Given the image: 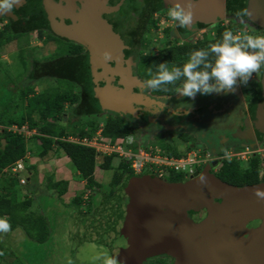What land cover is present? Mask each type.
Segmentation results:
<instances>
[{
    "label": "water",
    "instance_id": "95a60500",
    "mask_svg": "<svg viewBox=\"0 0 264 264\" xmlns=\"http://www.w3.org/2000/svg\"><path fill=\"white\" fill-rule=\"evenodd\" d=\"M107 2L85 0L80 12L72 2L69 13H76L72 26L50 20L57 34L90 53L94 89L106 109L135 113V102L151 103V99L135 93L142 84L133 76V59H125L121 36L103 18L112 10ZM248 3L255 22L264 28V0ZM225 7L226 0L195 1L194 22L215 23L224 17ZM105 52L111 59H104ZM117 76L124 88L113 85ZM101 82L108 87H101ZM259 122L264 123V109ZM256 188L264 190V182L239 187L222 181L210 169L186 182H168L154 174L136 177L118 195L112 214L119 224L115 236L120 259L124 264H143L148 257L168 254L176 264H264V201L254 195ZM204 209L208 217L195 222L190 213ZM256 221L261 224L249 229Z\"/></svg>",
    "mask_w": 264,
    "mask_h": 264
},
{
    "label": "trees",
    "instance_id": "16d2710c",
    "mask_svg": "<svg viewBox=\"0 0 264 264\" xmlns=\"http://www.w3.org/2000/svg\"><path fill=\"white\" fill-rule=\"evenodd\" d=\"M229 9L234 14L238 10L245 9L244 0H229ZM32 28L37 29L41 40H44L45 43L58 42L61 44L55 55L51 57V61L44 66L46 70H52L57 76L58 82H63L65 87H52L43 90L41 93L36 92L35 85L18 88L16 89L18 98L15 104H7L5 110L0 113V178L4 181L0 185V218L6 217L8 219L11 224V231L22 229L36 242L44 243L49 237L50 225L47 218L42 214L37 215L30 211L33 205L30 197L24 198L26 201L19 199L18 193L14 190L22 185L20 179L17 175L6 171L9 166L19 160L24 159L26 163L28 162L26 157L30 150L29 140L24 135L14 133L8 128L14 125L22 127L27 124L31 130H36L37 134L33 139L40 143L39 157L46 158L54 150L58 153L59 151L64 152L81 179L86 182V188L93 192L102 188V184L96 179L98 164L96 149L64 139L76 135L81 138L93 137L99 129H102L103 141L117 143L129 135L137 133L139 129L130 119L115 113V111H110V114L102 122L103 124L98 120V115L107 109L95 92L91 56L83 45L62 41L63 38L57 35L53 27L48 26L49 35L46 39H43L44 29L37 25ZM232 28H235L234 31L238 30L236 27H228L220 23L214 29V36H207L203 40L189 41L183 44H170L167 41L165 49L158 54H145L141 50L136 53L130 51L128 54L136 57L137 72L141 78L147 80L151 78L148 76L149 68L155 73L156 65L160 63L168 62L170 66L173 64L182 66L187 62L190 52L207 48L209 44L216 43L222 39V33L225 30L233 31ZM169 33L170 30L167 29V36L170 37ZM25 34L28 32L15 31L10 27H5L0 30V48L18 41ZM130 45L132 46V44ZM34 53L33 49L21 51V60L25 67L31 61L37 69H40L43 63L34 57ZM74 83L81 84L83 91L77 92ZM179 85L180 82H177L176 85H167V91H153V94L159 96L175 95ZM68 106L87 120L72 122L71 124L75 128H69L71 124L66 125V121L70 118L67 113ZM159 146L172 156H183L174 151L172 143L161 141ZM115 157L117 156H106L101 168L103 170L112 169ZM27 170L30 171L28 177L33 180L32 176L38 172L37 166H31L30 169L27 167ZM148 174L150 173L146 172L143 175ZM136 177L137 175L131 166L122 160L111 182L110 194H114L117 188L122 193ZM217 177L226 183L239 187L262 183L264 182V160L259 157L253 158L250 168L245 170L239 162L226 160L217 173ZM169 181L184 182L185 177L183 174L173 173ZM48 187L50 190H55L56 195L60 198L68 193L69 182L65 180L56 181L51 176L48 178ZM82 202V196H77L74 200V203L77 204ZM3 250L0 245V253Z\"/></svg>",
    "mask_w": 264,
    "mask_h": 264
},
{
    "label": "rangeland",
    "instance_id": "374dc122",
    "mask_svg": "<svg viewBox=\"0 0 264 264\" xmlns=\"http://www.w3.org/2000/svg\"><path fill=\"white\" fill-rule=\"evenodd\" d=\"M159 18L160 25L156 28L151 26V28L146 31L147 34L145 36L141 35L140 38L138 37L135 40L134 46H136L135 49L138 48L137 52L140 51L139 48L145 54H158L162 52L167 46V29L169 27H171L169 28L170 38L171 36L177 38L175 36V32L179 31L177 22L170 20L168 16H160ZM222 21L224 25L228 27H236L238 29L237 31H234L235 28H232L234 34H243L246 32L253 35H264L263 28L258 27L257 25H252L245 19L241 20L234 13H226ZM0 25L2 27L4 26L2 23ZM32 27L34 26L32 25L28 29H24V27L18 26L14 29L15 31H27L28 34L23 35L18 41L16 40L5 47L0 48V113L5 110L7 104H15L18 98V91L16 90L18 88L35 85L36 92L41 93L48 88L65 87L63 82H58L57 76L52 70L45 69V66L47 65L46 63L51 61V57L55 55L61 44L58 42H51L49 44L45 43L44 40H41L37 29H33ZM214 29L215 27L203 28L199 33L192 37V41L197 42L204 37L214 36ZM43 34V39H46L49 32L46 31ZM62 38V41L65 42H75L66 37ZM28 40L30 41L28 42ZM175 43L176 42L172 41V44ZM30 49L34 50V57L43 63L40 68L41 70L37 69L36 65L31 61L27 67L24 66L21 60V51H29ZM129 57L131 58L126 60L132 59V55H129ZM74 85L77 92L83 91V86L81 84L74 83ZM67 111L70 118L66 121V125H69L72 122L87 120L83 119V115L77 114L74 110H71L69 106ZM115 113L122 114L121 112ZM109 114L110 110L103 111L98 115V120L102 123ZM36 117L38 118L37 115ZM130 119L137 125L136 119ZM142 126V128L138 127L139 130H137V133L134 135L144 147L159 146L160 142L164 141L165 143H173L174 145H172V147L174 148V151L177 153L179 152L182 155L198 148L196 146L188 147V145L181 140L179 135L184 133L181 129L171 127L164 130L155 125H150L151 127L149 126V128H146L145 125ZM69 128L72 129L75 127L71 124ZM98 133H102V129H99ZM195 141L198 142L199 140L195 139ZM36 142L37 141L32 137L29 139L28 146L31 151L34 148V151H38ZM255 143L257 146H254V148L251 147V154H248L246 158H242L239 161L244 170L250 168L251 159L254 157V153H257L255 156L259 158L261 157L260 159L264 160V151L261 149L264 146L261 145V141H256ZM201 149L208 150L206 148ZM238 150L240 149L233 151H220L218 153L214 152V157H216L215 161L218 162L215 167V172L222 167L225 158H228L234 151L237 153ZM62 153L63 152L59 151L58 153L54 150V152L46 158H41L38 172L34 173L32 176L34 179L30 185L27 180L26 184L18 186L19 193L17 190H14V192L18 193L19 198L22 199V201H26V197L32 199L33 205L30 208L31 212H34L37 215L42 214L47 218L50 225L48 240L44 243H38L22 229L0 233V245L4 249L0 253V264H105V260L108 258L107 253L109 252L107 245H104V242L102 241L103 239L105 240L104 237L106 236L107 231L105 232L104 229L103 232H101L99 228L105 226L109 231V228L112 227V224L109 221L110 216H108L110 215L112 204H109L110 206L107 205L108 209H105V211L107 210L106 212L109 211L107 216H94L92 222L95 223L91 225L92 227L90 226L87 228L90 231L88 238H85L86 236L84 237L87 232H82L85 223L83 217H88L84 216L83 213L84 211H90L95 215L97 210L102 212V209H93V207L89 205L92 203V198L94 205L97 207L102 198L101 195L107 197L105 200L108 201L118 199L121 190L117 188L115 191L116 194H110L112 190L111 182L113 181L114 175L118 170L122 159L118 156L115 157L112 163V169L110 170H103L101 168L103 161L99 160V164H97L96 179L102 184V188H100L101 193H98L99 191H97V194L93 197L94 192L86 188L84 181L79 176L70 159L66 154H63L61 157ZM53 159L54 162L51 164L52 166L46 170V163L49 162L48 160ZM31 166L32 164L28 161V169H30ZM29 174L30 171L27 170L24 176L26 177ZM51 176H53L56 181L65 180L69 182V190L67 194L59 198L56 195L55 190L49 189L48 178ZM2 182L4 181L0 178V185H2ZM36 182L38 185L34 188L33 185L37 184ZM77 196L83 197V202L81 204L74 203ZM85 197H88V199L86 200Z\"/></svg>",
    "mask_w": 264,
    "mask_h": 264
},
{
    "label": "flooded vegetation",
    "instance_id": "af4514ba",
    "mask_svg": "<svg viewBox=\"0 0 264 264\" xmlns=\"http://www.w3.org/2000/svg\"><path fill=\"white\" fill-rule=\"evenodd\" d=\"M107 1L108 8L112 10L104 13L103 18L107 20L114 31L121 36L126 46L124 50L125 59L131 58L128 52L133 51L136 53L138 51V48L136 50L134 46L135 40L138 37L140 38L141 35L145 36L147 34L146 31H148L151 26L156 28V25H160L159 17L167 16V9L172 3V0ZM72 2H75L74 6L77 8V12H80L85 0H21V3L14 7L10 13L0 14V24L2 23V25H4L3 27L0 25V30H3L5 27H10L14 30L18 26L28 29L32 25H37L46 32L48 31V26L53 27L50 17L59 23L72 26L75 23L73 16L76 14L73 15L69 13V11L74 8V6L71 5ZM244 3L245 8L250 11L248 0H244ZM228 12L233 14L229 9V0H226L225 14ZM243 19L247 20L252 25L261 27L255 22L252 14L250 17H243ZM222 20L223 18L219 17L215 23L211 24L198 21L187 28H182L177 23L179 29V31L175 32L177 38H173V36L170 38L168 36L167 41L171 42L170 44H172V41L177 44L192 41V37L199 33L200 30L205 27H216L220 23L224 24ZM154 24L155 26H153ZM57 35L61 37L60 34ZM130 44H132V46ZM139 50L141 49L139 48ZM132 59L135 64L132 66L133 76L142 84L135 87V93L151 99V103H148V101L141 104L135 102L133 104L136 109L135 113H122L121 115L128 119H136L139 128H142V125H145L146 128H149L150 125H155L164 130L171 127L181 129L184 133L179 136L188 147L196 146L198 148H206L213 153L226 150L233 151L246 147L254 148V146H257L255 143L256 141H261L262 143L264 140V123L259 122L260 110L264 109V68H262L259 73H254L246 86L238 83L235 92H229L227 94L212 93L210 95L197 94L193 99L184 97L178 92L172 96H159L153 94L152 90L144 87V82L146 80L141 78L137 72L138 64L134 55ZM111 65L115 67L117 63L112 62ZM125 66L127 65L125 64ZM98 71L100 73L103 72L102 69ZM122 82L123 80H121V77L117 76L112 83L119 88H124ZM104 84H107V82H101L100 86L102 87ZM195 139L199 141L196 142ZM172 145L174 144L172 143ZM261 145L264 146V141ZM261 149H264V147ZM256 154L254 153L252 159L257 157L255 156ZM226 160H235L239 162L237 159H224L223 162ZM215 162L218 164L217 161H213L211 164L197 169L194 175L185 178L184 182L194 178L196 174H201L206 169H210V171L217 176L220 169L215 172V167L217 166L214 165ZM171 177L172 176L162 179L172 182L169 181ZM98 191V193H101L100 189ZM96 194L97 192H94L93 197ZM101 197L100 203L98 204L100 207L94 205L93 198L92 203L89 205H91L93 209H102V212L97 210L95 215H93L90 211H84V216L88 217H83L85 223L82 232H87L84 237L86 236L85 238H88L90 231L87 228L95 223L92 222L94 216H107L109 211L106 212L107 210L105 211V209H108L107 205L112 204L110 215H108L110 216L109 221L112 224V227L109 228L110 232L105 226L99 229L101 232H103L104 229L105 232L107 231L104 237L105 240L103 239L102 242H104V245H107L109 252L107 253L108 258L115 259L116 264H124L122 258L120 259L119 257V240L115 236L119 229V224L114 220L111 214L117 208V200L113 199L112 201H108L105 200L107 197H103L102 195ZM85 199L87 200L88 197H85ZM190 215L195 222H201L208 217L209 212L207 209H204L198 212L192 211ZM260 224L261 221H256L251 223L248 227L249 229H253L257 228ZM143 264H176V259L168 254H163L148 257Z\"/></svg>",
    "mask_w": 264,
    "mask_h": 264
},
{
    "label": "clouds",
    "instance_id": "9594fccd",
    "mask_svg": "<svg viewBox=\"0 0 264 264\" xmlns=\"http://www.w3.org/2000/svg\"><path fill=\"white\" fill-rule=\"evenodd\" d=\"M20 3L21 0H0V14L10 13ZM194 8L195 0H184L183 3L181 0H172L167 9V16L180 27L187 28L194 23ZM235 15L242 20L245 16L250 17L251 13L245 8L238 10ZM104 59L106 61L111 59V54L105 52ZM262 68L264 35L234 34L231 30H225L221 40L209 44L207 48L190 52L187 62L182 66L174 64L170 66L168 62L160 63L156 65L155 73L149 68L148 76L151 78L144 82V87L152 91H167V85H176L180 82L176 90L184 97L194 99L197 94H227L235 92L238 83L246 86L253 74L259 73ZM132 136L138 141L134 134ZM143 174L136 175L139 177L144 176ZM25 178L28 180V176ZM254 195L264 201V190L256 188ZM10 230L11 224L8 219L0 218V233H7ZM105 264H116V260L107 258Z\"/></svg>",
    "mask_w": 264,
    "mask_h": 264
},
{
    "label": "built area",
    "instance_id": "2783aa9c",
    "mask_svg": "<svg viewBox=\"0 0 264 264\" xmlns=\"http://www.w3.org/2000/svg\"><path fill=\"white\" fill-rule=\"evenodd\" d=\"M8 129L14 133L24 135L28 140L37 134V131L31 130L27 124L22 127L14 125ZM64 140L95 148L98 153V161L102 160L104 162L106 156L116 155L129 164L137 175L149 172L158 177L167 178L176 173L183 174L185 178H188L194 175L197 169H201L216 160L213 152H205L209 150H202L201 148L193 149L181 157L172 156L158 146L144 147L132 135L131 139L127 136L117 143L103 141L102 133L98 132L93 137L81 138L76 135L69 136ZM250 151H252V148L246 147L238 150L237 153L234 151L225 159L240 161L242 158H246L248 154L250 155ZM28 157L29 153L26 158L28 159ZM26 170L27 164L24 159L17 161L6 169L7 172L17 175L22 184L27 182V179L22 175Z\"/></svg>",
    "mask_w": 264,
    "mask_h": 264
},
{
    "label": "crops",
    "instance_id": "0c3cea01",
    "mask_svg": "<svg viewBox=\"0 0 264 264\" xmlns=\"http://www.w3.org/2000/svg\"><path fill=\"white\" fill-rule=\"evenodd\" d=\"M36 145H37V150L38 151H34V149H32V151L30 150V154H29V157H28V161L32 164V166H37V168H39V163H40V157H39V152L41 151V146H40V143L37 141L36 142ZM63 154H65L64 152L61 154V157H62V155ZM49 162H47L46 163V170L49 168V167H51L52 165V163L54 162V159L53 160H48ZM49 164V165H48ZM29 178V177H28ZM30 179V178H29ZM28 179V181H29V185H30V183L32 182V180L30 179L29 180ZM98 181V180H97ZM99 182V181H98ZM37 183V182H36ZM84 184L86 185V182L84 181ZM36 185H38V183L37 184H34L33 185V187L35 188L36 187ZM33 188V189H34ZM16 190L18 191V193H19V190H18V187L16 188ZM31 191H32V189H31ZM20 199V198H19ZM20 200H22V199H20Z\"/></svg>",
    "mask_w": 264,
    "mask_h": 264
}]
</instances>
